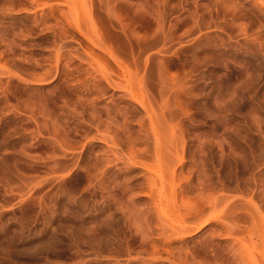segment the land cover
Instances as JSON below:
<instances>
[{
    "label": "rangeland",
    "instance_id": "374dc122",
    "mask_svg": "<svg viewBox=\"0 0 264 264\" xmlns=\"http://www.w3.org/2000/svg\"><path fill=\"white\" fill-rule=\"evenodd\" d=\"M147 109L184 241L123 162ZM263 221L264 0H0V264H264Z\"/></svg>",
    "mask_w": 264,
    "mask_h": 264
},
{
    "label": "bare ground",
    "instance_id": "6f19581e",
    "mask_svg": "<svg viewBox=\"0 0 264 264\" xmlns=\"http://www.w3.org/2000/svg\"><path fill=\"white\" fill-rule=\"evenodd\" d=\"M91 56L93 57V55ZM139 125L141 129L140 131L142 132L141 134L144 137H146L145 138L146 141H150V140L153 141L154 146L152 149H150V146L147 145L148 143L146 144L147 145L146 151L150 154V156H151V151L153 152V160L150 159L151 162H146V160L144 161L146 157L142 155L136 156L135 154H131V156L124 158L123 162L126 164V166L140 164L145 169V174H144L145 180L150 190V208H151L150 212H154L157 215V219L160 222L159 225L161 224L158 234L159 237H162L164 241H168L173 237H178L179 239L184 241L185 237L189 238L192 235L196 234L201 229L199 224H197L198 222L197 211L199 207H197L196 204L198 203L194 204L196 205V207L193 206L194 207L193 210H190V208L192 209V207L187 208V206H185L186 204H183L184 202H181L182 204L179 205L178 200L176 201V197L179 194L178 190L180 189L181 192L183 188L180 182L182 180L188 181L189 177L185 176L183 173L178 174L177 173L178 170H171L172 168H169V158H168L169 153H167L168 150L163 148L162 144L160 143V134L156 129L155 122L150 117L149 109L146 110V118L140 121ZM124 128L130 131L126 125ZM97 132L99 134L97 136L99 139L105 142H109V141L111 142L112 140L111 142L112 148L110 151L114 155H116L117 150L120 149L119 142L116 141L115 138L110 139L111 136L109 137V134L106 135V133L103 134L100 131ZM108 139L110 140L108 141ZM141 140L142 137L132 138V141L134 143H138ZM177 180H179L180 185L177 184ZM181 197H183L182 194ZM173 209L180 212L179 219L170 224L162 225L165 222V219H167L168 216L170 215V211H174ZM262 230L264 231V226ZM262 234L263 233H261V235ZM162 243L166 244L169 242H162ZM262 258L264 259V256Z\"/></svg>",
    "mask_w": 264,
    "mask_h": 264
}]
</instances>
